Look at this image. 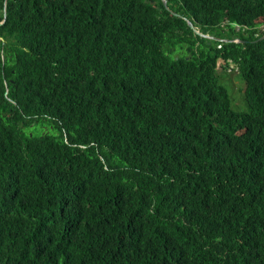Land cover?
<instances>
[{
    "label": "trees",
    "instance_id": "trees-1",
    "mask_svg": "<svg viewBox=\"0 0 264 264\" xmlns=\"http://www.w3.org/2000/svg\"><path fill=\"white\" fill-rule=\"evenodd\" d=\"M166 1L0 0V264H264V0Z\"/></svg>",
    "mask_w": 264,
    "mask_h": 264
},
{
    "label": "rangeland",
    "instance_id": "rangeland-1",
    "mask_svg": "<svg viewBox=\"0 0 264 264\" xmlns=\"http://www.w3.org/2000/svg\"><path fill=\"white\" fill-rule=\"evenodd\" d=\"M261 29H263V26H261ZM231 67H233V66H231ZM228 79H230L229 83L231 85V93H230L231 96L234 94L242 93V90H240L239 86L245 87V84L238 77L237 69H235L234 73L230 74ZM238 104H240V101L238 102ZM38 130H39V128H38ZM28 133H29V135L32 134V128L29 129Z\"/></svg>",
    "mask_w": 264,
    "mask_h": 264
},
{
    "label": "water",
    "instance_id": "water-1",
    "mask_svg": "<svg viewBox=\"0 0 264 264\" xmlns=\"http://www.w3.org/2000/svg\"><path fill=\"white\" fill-rule=\"evenodd\" d=\"M164 5H165V7H166L167 10H170L169 5H168V2H167L166 0H164ZM3 13L6 14V10H5V9H4ZM174 14H175L176 16H180L179 14H176V13H174ZM187 22H188L190 28H191V29H192L197 35H199L200 37H203V38H206V39L221 40V39H218V38L212 37V36H210V35H206V34L201 33V32L199 31V29H197L191 21L187 20ZM261 39H264V35L262 36ZM229 41H232V40H229ZM229 41H228V42H229ZM238 42H241V41L238 40Z\"/></svg>",
    "mask_w": 264,
    "mask_h": 264
},
{
    "label": "clouds",
    "instance_id": "clouds-1",
    "mask_svg": "<svg viewBox=\"0 0 264 264\" xmlns=\"http://www.w3.org/2000/svg\"><path fill=\"white\" fill-rule=\"evenodd\" d=\"M4 14V13H3ZM6 15L4 14V18H3V20H1V21H3V24L5 23V21H6ZM190 21V20H189ZM2 24V25H3ZM259 25V29L261 30V31H264V22H262V23H260V24H258ZM261 26H263V29H261ZM0 40H3V38L2 37H0ZM82 197H83V195H82ZM81 197V198H82Z\"/></svg>",
    "mask_w": 264,
    "mask_h": 264
},
{
    "label": "flooded vegetation",
    "instance_id": "flooded-vegetation-1",
    "mask_svg": "<svg viewBox=\"0 0 264 264\" xmlns=\"http://www.w3.org/2000/svg\"><path fill=\"white\" fill-rule=\"evenodd\" d=\"M2 24H3V21L0 20V25H2Z\"/></svg>",
    "mask_w": 264,
    "mask_h": 264
}]
</instances>
